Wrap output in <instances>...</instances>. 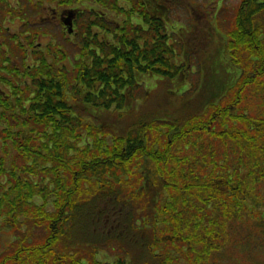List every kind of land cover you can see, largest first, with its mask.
I'll return each mask as SVG.
<instances>
[{
    "label": "trees",
    "instance_id": "obj_1",
    "mask_svg": "<svg viewBox=\"0 0 264 264\" xmlns=\"http://www.w3.org/2000/svg\"><path fill=\"white\" fill-rule=\"evenodd\" d=\"M53 1L82 8L67 44L41 24L36 61L0 66V264L264 260V0H239L225 34L217 0L221 45L198 50L195 85L192 47L172 41L182 0H36V15Z\"/></svg>",
    "mask_w": 264,
    "mask_h": 264
},
{
    "label": "rangeland",
    "instance_id": "obj_2",
    "mask_svg": "<svg viewBox=\"0 0 264 264\" xmlns=\"http://www.w3.org/2000/svg\"><path fill=\"white\" fill-rule=\"evenodd\" d=\"M14 1V0H10ZM209 3L207 5V8L205 9L206 12H202L201 5L205 4V0H182V3H180L177 7H175L172 12L169 14V18L171 22L174 24V30H177V27L184 26L185 28L182 30V34L175 35L173 40H176L179 44H189V46L192 47V61H194V64L196 66H193V64L190 66L191 71L188 74V80L187 82H191L193 85H195L198 81L199 73L201 72L202 62H199L200 64L196 62V59H198L197 54L199 53V49H204V53L200 55L202 58H210L211 60H215L217 58L216 50L221 45L219 42V32L226 33V30L228 29L232 16L233 11L235 7L237 6L239 0H223V4L226 5L225 10L223 13H221L218 17L219 20H217V27L219 28V32H215L216 24L215 21L209 17L211 14L213 15L215 10H212L215 6V1L217 0H208ZM52 5L54 7V3H45V5ZM219 6L216 4L215 7ZM209 7V12L208 11ZM48 10L49 6L47 7ZM51 13V11H50ZM207 13V14H205ZM197 14L199 15L197 17ZM200 14L201 16L205 15L210 18L213 26L209 25V23H205L203 25V22L200 20ZM203 14V15H202ZM218 16V15H217ZM48 19H45L42 16L36 15V29L41 28L40 25L44 24L45 29L44 32H46L44 35L40 36L41 42H48L50 39H55V41L58 44H67L65 42V34L63 33V28L58 23V20L56 18H53L51 15L47 16ZM12 17H9V24L11 26L10 30L5 32L4 35H1L0 33V44H14V41L16 39L24 40L25 39V31L24 29L18 28V25L20 24V20H18L16 17L11 20ZM42 19V21H40ZM34 20V16L30 19V21ZM12 21V22H11ZM169 27V26H168ZM33 28V27H32ZM169 29H171L169 27ZM179 29V28H178ZM205 30V31H204ZM173 33V32H172ZM17 34V35H16ZM70 39V38H68ZM71 40V39H70ZM26 41V40H25ZM73 42V40H71ZM72 42L70 44H72ZM187 46V45H186ZM190 47V48H191ZM70 49V48H69ZM20 56H15V59L19 62ZM25 62L31 63L29 59H24ZM205 73V71H203ZM211 73V71H210ZM142 80L144 83L145 88L151 90L152 93H155V95H159L162 90L165 88L164 82L160 79L158 76H142ZM172 87V86H171ZM159 100V102H161ZM5 236V235H3ZM2 238V237H0ZM262 252H264V249H262ZM243 253L242 250H237V254L241 255ZM264 254V253H263ZM254 262L250 261V259L246 257L240 258L239 261H242L241 264H264V260L261 259L259 256H257V259H253ZM258 260V261H257ZM238 262H233L239 263Z\"/></svg>",
    "mask_w": 264,
    "mask_h": 264
},
{
    "label": "flooded vegetation",
    "instance_id": "obj_3",
    "mask_svg": "<svg viewBox=\"0 0 264 264\" xmlns=\"http://www.w3.org/2000/svg\"><path fill=\"white\" fill-rule=\"evenodd\" d=\"M67 1V0H66ZM25 0H14V1H10V0H0V33L1 35H4L5 32H7L10 30L11 26L9 24V17L11 16L13 20L15 17L20 20V24L18 25V28L24 29V24L27 22L30 25H32L33 30L32 32H25V39L24 40H19L16 39L14 41V44H0V66L1 64L5 65V62L8 63V61H6V59H8L10 56V52L15 53L16 56H20L19 57V62L18 60H14L11 57V61H13V64L15 66V68L18 69V66L20 67V64H24L26 60V56L27 59H29L32 63H34L36 61V0H31L30 3H28L27 5H25ZM54 3V7L50 8V11L48 9H43L42 12L44 14H46V17H44L45 19H48V15H51L53 18H56L58 20V23L61 25V27L63 28V32H66V26L63 24V21L66 20L64 19L65 16L67 15L68 11H70L71 9H74V12L77 14L82 12V8H79L77 5H74L72 2L69 4H57L56 1H53ZM215 3L217 4L218 2L215 1ZM91 8V6H90ZM90 8H85L86 11H89ZM28 14V15H32L34 16V20L30 21L25 20L24 18H22L23 14ZM60 17V20H59ZM74 21V20H73ZM12 22V21H11ZM32 33L34 35V42L33 44L34 47L32 49H30L29 47H27V40L28 38L30 39V37L32 36ZM17 35V34H16ZM49 42V41H48ZM37 44H42V43H37ZM9 60V59H8ZM29 64V63H28ZM31 64L28 65V67H30ZM8 85L4 86V90H8Z\"/></svg>",
    "mask_w": 264,
    "mask_h": 264
},
{
    "label": "water",
    "instance_id": "obj_4",
    "mask_svg": "<svg viewBox=\"0 0 264 264\" xmlns=\"http://www.w3.org/2000/svg\"><path fill=\"white\" fill-rule=\"evenodd\" d=\"M64 23L70 25V21H69V19L66 18V20H64ZM69 31H71V27L69 28Z\"/></svg>",
    "mask_w": 264,
    "mask_h": 264
}]
</instances>
